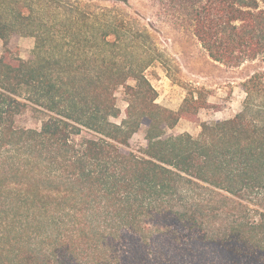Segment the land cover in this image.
<instances>
[{
	"label": "trees",
	"instance_id": "16d2710c",
	"mask_svg": "<svg viewBox=\"0 0 264 264\" xmlns=\"http://www.w3.org/2000/svg\"><path fill=\"white\" fill-rule=\"evenodd\" d=\"M150 1L152 24L212 60L255 63L238 111L173 131L215 104L193 90L178 110L157 102L146 27L73 5L49 11L68 25L45 13L22 31L34 58L0 54V264H264V0ZM28 107L39 126L16 122Z\"/></svg>",
	"mask_w": 264,
	"mask_h": 264
},
{
	"label": "rangeland",
	"instance_id": "374dc122",
	"mask_svg": "<svg viewBox=\"0 0 264 264\" xmlns=\"http://www.w3.org/2000/svg\"><path fill=\"white\" fill-rule=\"evenodd\" d=\"M70 5L86 11H110L120 27L133 25L148 29L150 37L145 38L142 47L145 58L139 59L147 64L145 74L157 90L158 103L178 110L188 91L193 90L196 94L202 92L215 104V107L202 109L195 121L180 119L173 131L197 134L202 121L224 119L238 111L243 99L240 84L255 70V63L229 66L212 60L193 36L152 24L154 9L150 0H0L3 17L9 13L17 15L20 10L25 21L18 25L0 23L7 34L6 40L0 37V54L8 50L23 58H34L35 38L22 31L36 29L41 16L48 19L45 13L52 15L49 11ZM54 19L63 25L70 24L65 18L59 19L58 14L49 18ZM125 98L124 89L120 88L118 103L122 110L127 106ZM16 122L36 127L41 124L40 114L28 107L16 116ZM133 144L135 147L145 144L143 130L133 137Z\"/></svg>",
	"mask_w": 264,
	"mask_h": 264
}]
</instances>
